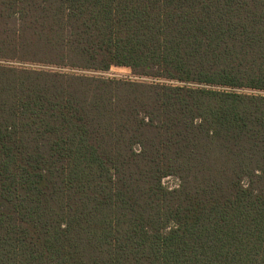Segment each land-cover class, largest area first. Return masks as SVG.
<instances>
[{"label": "trees", "instance_id": "obj_1", "mask_svg": "<svg viewBox=\"0 0 264 264\" xmlns=\"http://www.w3.org/2000/svg\"><path fill=\"white\" fill-rule=\"evenodd\" d=\"M0 264H264V0H0Z\"/></svg>", "mask_w": 264, "mask_h": 264}, {"label": "rangeland", "instance_id": "obj_2", "mask_svg": "<svg viewBox=\"0 0 264 264\" xmlns=\"http://www.w3.org/2000/svg\"><path fill=\"white\" fill-rule=\"evenodd\" d=\"M76 72L79 73H87V74H93V75H101L104 77H109V78H125V79H139V80H144V81H149L151 79L146 78V77H138L133 74L132 70L130 68L126 67H112L109 71L106 72H94V71H83V70H75ZM244 92H255L252 90H244ZM164 183L166 186L169 187H176L178 185V180L169 177L164 180Z\"/></svg>", "mask_w": 264, "mask_h": 264}]
</instances>
